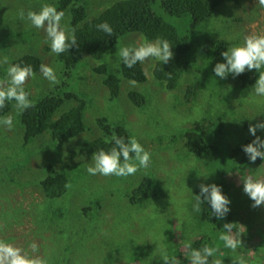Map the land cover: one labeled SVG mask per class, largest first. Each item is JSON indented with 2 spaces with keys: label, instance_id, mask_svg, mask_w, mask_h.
<instances>
[{
  "label": "rangeland",
  "instance_id": "obj_1",
  "mask_svg": "<svg viewBox=\"0 0 264 264\" xmlns=\"http://www.w3.org/2000/svg\"><path fill=\"white\" fill-rule=\"evenodd\" d=\"M54 1L0 0V60L7 56L11 64L25 55H37L42 64L53 67L60 81L56 85L65 78L66 92L88 103L84 132L59 147L45 132L23 148L22 127L11 101L9 112L0 116L15 117L11 130L0 126V239L30 255L29 245L36 243L39 248L36 255L46 257L49 264H63V260H69L70 264H129L128 257L122 259L124 251L137 245H146L152 251L150 258L140 264H157L162 261L161 247L169 255L176 246L184 248V241L192 243L207 238V243L212 244V225L199 222L198 213L193 211L194 196L199 191L198 185L212 184L218 179L217 166L237 168L238 164H230V154L252 137L248 129L262 119L264 97L255 96L254 88L245 91L236 83L238 76L233 78L229 74L225 79L215 76L216 63L207 48L213 40L229 42L233 47L242 44L249 33L264 34V7L258 0H239L238 4L221 6L210 22L195 32H188L189 16L167 17V21L189 37L193 60V73L183 74L177 88L168 91L153 76L155 58L140 63L145 82L132 86L122 76L119 49L142 42L144 37L138 33H126L101 60L85 55L69 76L63 77L56 54L45 42V32L17 15L20 9L25 13L39 11L42 4ZM84 1L86 17L90 19L116 0ZM61 23L68 26L67 14ZM100 65L106 66L119 80L120 92L113 100L108 98L102 77L94 71ZM8 66L0 63V79L7 78ZM258 75L254 76L256 80ZM188 85L195 92L191 93L189 102V97H185ZM53 86L40 71L25 84L33 101ZM130 92L145 98L144 105L136 107L128 97ZM76 104L70 100L55 116ZM102 117L111 126L124 125L151 153L148 168L128 177L87 172L93 154L84 148L102 136L97 125ZM197 126L208 128L207 142L217 145L220 151L217 163L210 165L211 168L184 148V131ZM12 154L14 159L11 156L9 160L6 156ZM48 166L67 173L66 192L59 198L46 199L37 186ZM247 175L264 179V164L231 181L233 186L227 197L229 212L245 222H237L243 247L232 255L234 259L243 257L246 264H264V234L261 240L254 234L255 228L251 229L259 225L257 232H264V206L251 207L253 201L243 192L240 180ZM145 179L157 186L158 197L132 204L133 191ZM6 182L10 184L5 185ZM173 232L172 240L169 236ZM185 258L181 264H190V259Z\"/></svg>",
  "mask_w": 264,
  "mask_h": 264
},
{
  "label": "trees",
  "instance_id": "obj_2",
  "mask_svg": "<svg viewBox=\"0 0 264 264\" xmlns=\"http://www.w3.org/2000/svg\"><path fill=\"white\" fill-rule=\"evenodd\" d=\"M238 2L239 0H116L113 5L105 8L98 15L87 19L84 0H55L53 4L57 7V10H63L67 14L69 28L75 29L78 44V47L74 46L68 52L56 55L55 59L61 66L63 77H68L81 58L88 55L95 61L103 59L126 33L141 34L149 41L166 39L173 47V59L167 64L155 59L153 76L164 85L166 90H175L183 74L193 73V60L190 58L191 43L189 37L186 34H182L166 18L189 16L191 23L188 32H195L196 28L210 22L219 7L238 4ZM103 22H107L112 27V36H108L97 28V25ZM230 47L231 44L229 42L213 40L207 49L211 51L215 63H223L224 60L221 53ZM11 64L31 65L34 72L37 73L40 71L39 66L42 63L36 55H25L14 60ZM120 69L122 76L126 80H135L137 83L145 82V76L139 62L129 69L122 61ZM94 71L102 77V84L107 89L108 98L111 100L117 98L120 92L119 80L111 75L104 65H100ZM256 73L255 70L251 72L245 71L235 79L236 83L243 86L245 91H247L253 88L256 82L254 78ZM66 87L67 83L64 78L59 85L55 84L48 93L35 100V107L25 110L22 115L18 116L23 131L21 147L25 148L32 144L45 132L49 133L50 141L57 147L84 132V114L88 103L74 93H67ZM193 88L196 89V85ZM191 93V88L188 85L185 92V97H189L187 99L188 102L191 100ZM194 93L192 94L194 95ZM128 97L136 107L144 105L145 98L140 94L130 92ZM70 100L75 101L77 104L66 109L58 117L55 116L64 104ZM10 103L11 101L6 102L5 107L0 109V116L9 112ZM211 104L216 105L215 103ZM218 107L221 106L219 105ZM260 116L262 117L260 122H264V113ZM97 123L102 136L85 145L84 151L87 153L94 154L100 149L109 150L114 145L105 143V140L106 138L110 139L113 134L123 137L126 142L129 137L133 136L124 125L111 126L104 117L98 119ZM207 129L203 126H197L184 131V148L190 154L195 155L206 167L211 168L210 165L217 163L220 151L217 145L207 142ZM256 136L264 139V131L257 129ZM253 139H255L254 136L245 140L242 145L230 154V164H238L237 168H219L218 166L216 168L219 177L212 184L220 186L222 193L226 197H228L229 190L233 186V182H231L233 179L236 180L241 173L250 171L254 166L257 167L264 164V161H261L260 158H257L254 163L250 162L242 150V146L247 145ZM11 156L13 157V154L6 157L10 160L12 159ZM5 160L7 162L6 158ZM15 182L11 184L13 185ZM68 182L67 173L48 166L45 175L39 180L37 186L40 187L42 195L46 199H53L61 197L66 192ZM7 184L10 183L6 182L5 185ZM15 187L18 188V182ZM156 188L157 186L150 179H145L133 191V199L130 202L135 204L138 201L157 198L158 190ZM198 194L199 191L196 195ZM200 207L201 211L198 213L199 222L212 225V239L210 240L212 244L207 243V238H200L192 241V248L201 249L205 245L217 248L216 254L209 258V264L214 259L222 260L223 264H235L236 259H234L232 251L224 246L223 241L219 240V235L224 223L237 224L238 221L245 222L238 218L236 214L230 212L224 219L218 220L211 215L212 210L209 204L204 203ZM258 226H253L251 229L255 228L256 232L254 234L259 235L261 238L264 232H257L256 228ZM173 236L174 232L169 236V239L173 240ZM127 249L124 251L122 259L124 256L128 257L129 264L144 263L146 259L150 258L152 252L146 245H137ZM174 251L177 252L174 253ZM173 256L182 263L186 259L185 256L190 259V250L177 246L174 248L173 253L169 254V257ZM63 264H70V261L63 260ZM157 264H163V260Z\"/></svg>",
  "mask_w": 264,
  "mask_h": 264
},
{
  "label": "clouds",
  "instance_id": "obj_3",
  "mask_svg": "<svg viewBox=\"0 0 264 264\" xmlns=\"http://www.w3.org/2000/svg\"><path fill=\"white\" fill-rule=\"evenodd\" d=\"M258 4L264 7V0H258ZM17 15L21 20L27 19L33 27L45 32V42L50 44L52 53L60 55L74 46L78 47L75 29L69 28L66 24L62 25L65 12L58 11L55 5L45 3L41 5L39 11L29 10L27 13L20 9ZM97 28L112 36L113 29L107 22L97 25ZM172 48L166 39L149 41L143 38L142 42L136 45L122 46L118 55L124 65L131 69L138 62L143 63L149 58L167 64L173 59ZM221 56L224 62L215 64L213 68L215 76L225 79L232 74L235 78L246 70L249 72L255 70L259 75L253 86L254 94L264 97V34L252 32L245 35L242 44L229 48L222 52ZM0 63L9 65L6 69L7 78L0 79V109L5 107L6 102L14 101L15 116L18 117L25 110L35 107V102L30 99V92L25 88V84L35 76V72L31 65L9 64L7 56L3 57ZM39 70L50 84L55 85L60 82L53 67L41 64ZM129 84L136 86L137 81L131 80ZM14 119L11 114L0 117V126L11 130L14 127ZM257 129L264 131V122L249 126L248 131L255 139L242 146L243 152L253 163L257 158L264 161V139L256 136ZM105 143H112L114 146L107 151L100 149L92 155V163L86 169L90 175L128 177L136 174L141 168H148L151 164V153L145 150L135 136L129 137L126 142L123 137L113 134L110 139L106 138ZM240 180L243 184V192L253 201L251 207L264 206V179L247 175ZM198 188L199 194L194 196L193 211L199 213L201 204L207 203L211 207V215L218 220L224 219L230 211V200L222 193L221 187L216 184H200ZM236 226L235 223H224L219 235V240L234 253L243 247L242 232L236 230ZM183 245L185 249L190 250V264H209V258L218 251L217 248L208 245L201 249H193L190 240L184 241ZM29 247L31 255L13 243L0 239V264H49L46 257L36 255L39 252L36 243L30 244ZM159 251L163 264H181L178 258L169 257L165 248L161 247ZM211 264H223V262L214 259ZM235 264H246V261L238 256Z\"/></svg>",
  "mask_w": 264,
  "mask_h": 264
},
{
  "label": "bare ground",
  "instance_id": "obj_4",
  "mask_svg": "<svg viewBox=\"0 0 264 264\" xmlns=\"http://www.w3.org/2000/svg\"><path fill=\"white\" fill-rule=\"evenodd\" d=\"M230 11V10H229ZM10 39V38H9ZM34 50V49H32ZM31 51V50H30ZM37 56V55H36ZM40 56V55H39ZM74 105V104H73ZM91 120V119H90ZM99 123V122H98ZM106 123V122H105ZM118 123V122H117ZM119 124V123H118ZM103 126V125H102ZM104 128V127H103ZM215 242V241H214ZM216 243V242H215ZM183 244V243H182ZM177 247V246H176ZM228 254V253H227Z\"/></svg>",
  "mask_w": 264,
  "mask_h": 264
},
{
  "label": "crops",
  "instance_id": "obj_5",
  "mask_svg": "<svg viewBox=\"0 0 264 264\" xmlns=\"http://www.w3.org/2000/svg\"><path fill=\"white\" fill-rule=\"evenodd\" d=\"M262 257H264V254H262ZM251 258H253V257H251Z\"/></svg>",
  "mask_w": 264,
  "mask_h": 264
}]
</instances>
